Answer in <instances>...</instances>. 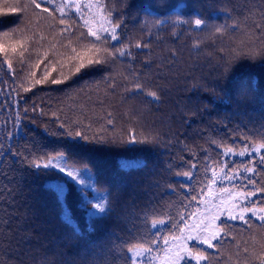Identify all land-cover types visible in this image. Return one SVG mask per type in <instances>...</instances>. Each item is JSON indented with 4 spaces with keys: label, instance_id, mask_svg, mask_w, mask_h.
I'll list each match as a JSON object with an SVG mask.
<instances>
[{
    "label": "trees",
    "instance_id": "1",
    "mask_svg": "<svg viewBox=\"0 0 264 264\" xmlns=\"http://www.w3.org/2000/svg\"><path fill=\"white\" fill-rule=\"evenodd\" d=\"M97 2L107 5L121 25L119 41L112 44L128 45L132 57H118L71 75L74 63L61 68L57 62H66L71 54L64 47L69 41L79 48L77 38L81 32L86 35L81 14L90 22L96 17L93 27L101 22ZM28 3L0 0V13H5L0 15V42L35 34L24 60L12 59V70L0 55V144L5 150L12 147L0 157V264H131L127 249L142 241L145 246L156 241L152 256L159 258L153 264H164V241L171 246L173 235H180V215L192 224L209 206L200 198L201 189L208 192V200L219 203L220 187L235 184L242 187L234 191H252L264 185L259 154L222 155L226 147L239 152L246 141L253 146L264 143V57L259 55L264 48V0H75L93 7L83 8L81 14L75 8L66 10L65 24L71 31L63 34L59 13L53 20L31 7L12 12L13 6ZM197 18L204 21L199 28L194 24ZM13 28L14 35L2 36ZM137 43L147 47L136 48ZM237 49L257 55L242 57L226 73ZM40 60L45 62L36 67ZM53 67L56 71L47 82L35 84ZM61 73L70 78L52 84V79H62ZM137 77L157 92L155 101L133 91ZM253 78L258 81L256 91ZM25 87L31 91L25 92ZM18 116L22 131L15 127ZM69 127L85 131L89 141L66 136ZM132 132L137 141L147 135L155 142L129 143ZM59 151L70 166L91 170L96 191H89L88 198L107 194L106 214L86 219L81 197L71 184L66 185L62 209L48 187L59 174L42 175L20 163L24 156ZM225 160L229 172L254 165L256 174L244 177H251L255 186L242 177L218 180L208 188L213 169L219 172ZM122 161L143 167L124 170ZM186 171L193 173L191 179L183 175ZM246 206L264 207V194L257 193ZM69 209L79 232L64 222L63 211ZM87 210H92L91 203ZM246 215V223L221 216L217 223L222 235L213 242L214 248L192 242L208 256L201 264H259L264 222ZM160 219L166 224L152 229L151 222Z\"/></svg>",
    "mask_w": 264,
    "mask_h": 264
},
{
    "label": "snow or ice",
    "instance_id": "2",
    "mask_svg": "<svg viewBox=\"0 0 264 264\" xmlns=\"http://www.w3.org/2000/svg\"><path fill=\"white\" fill-rule=\"evenodd\" d=\"M42 5H52L51 8ZM31 7L33 12L37 9L40 10V13H46L49 17H52L53 20L57 19L56 13H59V23L60 25H64L63 28L60 29L61 34L67 31H71V25L65 24V17L68 16L69 9L75 8L78 14L82 13V9L87 7L91 10L93 5H83L79 3H72L70 0H61V3H55V0H29V3L20 6L16 5L12 7V12H16L17 10L25 11L27 8ZM95 7L99 9V16L101 22L97 24V26L93 27V23L96 22V17H92V21L84 18L81 14V19L83 20V25L87 29V33L85 35L84 32L80 33V36L77 38V45L73 46L72 41H69L65 48H70L71 54L67 56L66 62H57L60 64V67H64L65 63H74V68L69 69L71 75H75L80 73L82 70L92 67L94 65H104L114 62L118 57H132V52L129 50L128 45L117 47L112 44L113 41H119L118 30L120 28V23L116 21V19L112 15V10L107 7V5L100 4L97 2ZM5 13H0V15H4ZM39 15V13H37ZM183 21L177 20L175 23H182ZM155 23L158 25L161 23L160 20H156ZM194 24L196 27H200L204 24V21L200 18L194 20ZM223 31V27L217 28L216 32L221 33ZM17 32L16 28H13L11 32H3L2 36L7 38L10 35H14ZM33 36H22L19 39H12L10 42H0V55L4 57L3 62L7 64L9 70L13 69L12 59L16 56H19L21 62L25 58V53L29 52V42L33 40ZM91 38V39H89ZM41 40L44 37L40 38ZM84 41H87L84 43ZM56 46L52 45L54 49ZM136 48L147 47L146 44L137 43L135 45ZM257 53L254 50H249L247 53H242L238 49L234 50L231 61L226 64L225 71L226 73L230 71L232 65L241 59L242 57H248L254 59ZM259 55L264 57V48H262L259 52ZM47 53H45V57ZM44 60H40L36 67H40L41 63H44ZM51 63L50 60L47 61ZM56 71V68L53 67L44 72L42 79H35V84H42L49 80V77L52 75V72ZM62 79H52V84H61L64 81H67L70 76L64 75L61 73ZM36 73L32 72L31 77H35ZM138 77L136 78L135 87L133 91L135 92H144L147 97H151L153 101L157 99V92L153 90H148L146 84H142L138 82ZM252 90L256 91L258 89V81L256 78L251 80ZM25 92L31 91V88L25 87ZM27 111V110H25ZM110 115V114H109ZM108 123L111 124L112 120L109 119ZM22 121L19 116L17 117V122L15 127L22 129ZM61 127H64L61 124ZM264 127V125H262ZM66 136L80 140L89 141V136L85 131L69 127L66 129ZM8 136L10 139H14V134L9 131ZM105 141H100L97 139V143H104ZM129 143H142V144H150L155 142L154 137L145 136L143 140L137 141L135 132H132L131 139L128 141ZM219 146V145H218ZM10 152H12V147L10 146L7 150L0 144V157L7 156ZM253 154H259L261 164H264V143L256 144L255 146L249 144L247 141L245 142L242 150L239 152H235L233 147H226L222 155L227 158L229 155H239V156H253ZM19 158V154H18ZM66 161V155L63 151L56 152L55 155L44 154L43 156H24L20 159V163L26 166L27 168L33 170L34 172H38L42 175L52 176L58 173L55 181L50 182L48 187L52 190L56 196L58 203H60L62 209L65 200V190L66 185L71 184L81 197L80 207L86 210V219L91 220L98 215L106 214L108 211V207L106 204L107 194H96L90 200L88 198L87 193L89 191L95 192V185L92 181V172L89 168L85 167L83 169H76L73 166H70ZM3 161L0 159V164ZM120 167L124 170L136 169L143 167L142 163L131 162V161H122L120 163ZM193 168H196V164L192 165ZM220 172L223 173V176L220 175ZM245 173H251L253 175L256 174L255 166L246 167L243 171L233 170L231 172L228 171V166L225 160L223 166H220L219 172L215 169L212 171L211 179L207 185L208 188H212L213 185L217 183L218 180H226L228 182L240 180L244 177ZM185 177L192 178L193 173L190 171H186L183 173ZM61 177L63 181H61ZM248 180L249 184L255 186V181L251 179V177H244ZM242 187V185H232V188L220 187L219 191L222 194L219 197V203H216V199L208 200V192H205L201 189L200 198L202 202L206 205L204 213L202 214V218L198 222H194L192 224L188 223V218L181 214L180 221L183 226L179 227L180 235H173L171 246H169V241L165 239V256L163 257L164 264H190L191 261H195V264H201L202 261H206L208 256L205 253V250L200 247H194L192 242H195V245H205L208 249H212L215 247L214 241L220 239L222 232L218 225V221H220L221 216H227L228 220L235 221L240 220L242 222H247V213H251L253 216H257L259 220L264 222V215H258V213H264V207H247V203L250 202L251 197L257 196V193L264 194V185H261L259 188H255L252 191H248L246 188L242 191H234ZM193 199H197L196 196H193ZM92 204V210H87V205ZM196 214H193V218H195ZM63 219L64 222L72 225L73 230L79 232V226L73 223V218L71 215V210L63 211ZM147 217L145 216V220ZM166 224V221L163 219L153 220L151 222V228L157 229L158 226H163ZM176 228V225H173ZM146 242H140L138 244H133L127 249V259L130 260L131 264H153V261L158 259L159 257H153L152 253L154 248L151 246L155 244L156 241H152L151 244L145 246ZM259 264H264V255L258 256Z\"/></svg>",
    "mask_w": 264,
    "mask_h": 264
},
{
    "label": "rangeland",
    "instance_id": "3",
    "mask_svg": "<svg viewBox=\"0 0 264 264\" xmlns=\"http://www.w3.org/2000/svg\"><path fill=\"white\" fill-rule=\"evenodd\" d=\"M70 2L75 3V0H70Z\"/></svg>",
    "mask_w": 264,
    "mask_h": 264
}]
</instances>
